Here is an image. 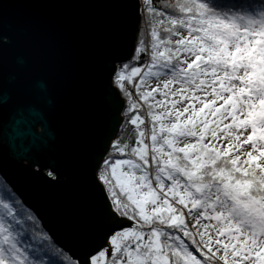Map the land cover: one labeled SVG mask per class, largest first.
<instances>
[{
  "label": "snow or ice",
  "instance_id": "snow-or-ice-1",
  "mask_svg": "<svg viewBox=\"0 0 264 264\" xmlns=\"http://www.w3.org/2000/svg\"><path fill=\"white\" fill-rule=\"evenodd\" d=\"M145 3L149 62L116 75L151 126L134 101L135 143H113L98 174L105 243L80 264H264V0ZM20 224L0 198V264H44Z\"/></svg>",
  "mask_w": 264,
  "mask_h": 264
},
{
  "label": "water",
  "instance_id": "water-1",
  "mask_svg": "<svg viewBox=\"0 0 264 264\" xmlns=\"http://www.w3.org/2000/svg\"><path fill=\"white\" fill-rule=\"evenodd\" d=\"M140 23V0H0V178L78 264L105 243L97 174Z\"/></svg>",
  "mask_w": 264,
  "mask_h": 264
},
{
  "label": "trees",
  "instance_id": "trees-1",
  "mask_svg": "<svg viewBox=\"0 0 264 264\" xmlns=\"http://www.w3.org/2000/svg\"><path fill=\"white\" fill-rule=\"evenodd\" d=\"M141 2V23L139 32L137 35L136 46L134 50L133 57L130 61L118 65L117 70L113 77V85L119 91L122 99L125 101V107L122 112L123 122L119 129L118 134L114 138L111 143L110 149L107 152L106 157H109V153H114V149L112 148V144L116 141H119L121 144L128 143L129 145H133L137 138L135 126L130 123L131 117L135 114L134 112L129 110L130 105L135 101L139 102L142 107L138 110L139 115L144 118L145 124L142 127L150 128L151 123L149 118L146 115V106L143 105V102L139 100L138 91L133 82H125L124 88L117 83V71L121 68V66L125 64L141 66L143 67L146 62H149L150 57V49L147 54H139L136 49L140 47V42L144 41L145 45L149 44L151 39L150 31L153 25L155 24V20L153 19V14L150 13L148 9V5L145 3V0H140ZM245 3H251L256 5L257 7L260 5L261 0H244ZM174 3V0H151V4L156 8L157 12H164L166 15L170 11L166 5ZM139 57L138 59H134V57ZM152 82H156L154 79H150ZM138 82V78H137ZM124 89H127V93ZM143 90V89H142ZM114 158V157H113ZM103 166V162L100 166L98 174ZM49 174V173H48ZM97 174V175H98ZM101 182V181H100ZM102 183V182H101ZM105 187V186H104ZM0 198L5 199L7 202L13 205L18 219H20L21 224L17 227L20 228L22 232L21 239L24 241L26 245L29 246V252L35 253L37 258H42L44 264H65L66 257H69L64 251L59 249L52 239L45 232L44 228L34 216V214L29 211L21 201L17 198V196L13 193V191L5 184V182L0 178ZM63 253L64 255H61Z\"/></svg>",
  "mask_w": 264,
  "mask_h": 264
},
{
  "label": "rangeland",
  "instance_id": "rangeland-1",
  "mask_svg": "<svg viewBox=\"0 0 264 264\" xmlns=\"http://www.w3.org/2000/svg\"><path fill=\"white\" fill-rule=\"evenodd\" d=\"M156 83H157V82H152V81L149 80V85H150L151 87H155V86H156ZM143 90H144V89H143ZM47 173H48V172H47Z\"/></svg>",
  "mask_w": 264,
  "mask_h": 264
}]
</instances>
